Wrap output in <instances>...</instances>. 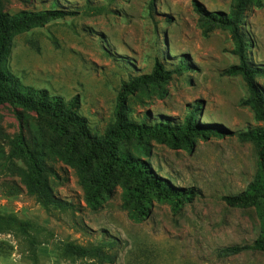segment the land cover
<instances>
[{
  "label": "rangeland",
  "instance_id": "1",
  "mask_svg": "<svg viewBox=\"0 0 264 264\" xmlns=\"http://www.w3.org/2000/svg\"><path fill=\"white\" fill-rule=\"evenodd\" d=\"M13 15L20 10H72L73 15L12 36L10 69L24 84L46 88L66 101L78 97V112L91 133L101 137L114 122L117 95L130 77L149 73L157 61L175 72L161 87H140L129 97V118L154 124H182L199 102L197 122L225 130L197 136L192 149L168 139H151L147 157L159 176L198 195L176 211L169 200L154 199L149 216H131L119 176L97 210L86 199L79 149L54 119L11 105L0 106V264H264L263 250L222 255L231 245L252 243L260 232L254 206H230L227 195L242 191L257 171V154L238 132L259 124L241 74L225 71L239 63L227 28L204 35L195 2L211 11H230L233 0H2ZM243 30L251 43L248 60L264 65V7L249 9ZM264 89V75L257 77ZM23 117L26 136L43 160L53 197L66 208L45 207L23 180L24 161L14 153ZM123 144L132 149L127 142ZM103 159L96 157V169ZM68 244L93 248L78 256ZM97 249V251H95Z\"/></svg>",
  "mask_w": 264,
  "mask_h": 264
},
{
  "label": "trees",
  "instance_id": "2",
  "mask_svg": "<svg viewBox=\"0 0 264 264\" xmlns=\"http://www.w3.org/2000/svg\"><path fill=\"white\" fill-rule=\"evenodd\" d=\"M194 7L199 14V26L204 35H209L219 27L229 29L239 63L231 65L225 73L242 75L248 89V95L242 104L253 108L255 120L259 122L238 132L241 140L251 142L255 147L258 158L257 171L242 191L227 195L224 199L230 206H254L260 219V232L252 243L227 246L222 248L220 253L228 256L246 250L264 251V89L257 81L258 76L264 75V65H256L248 60L251 43L243 30L246 12L253 7H264V0H233L228 12L208 10L199 2H195ZM73 14L75 12L72 10L48 8L40 11L20 10L9 15L4 11L3 1L0 0V106L8 104L54 119L61 125L63 132H72L68 143L71 150L79 149L75 142L77 140L85 144L86 150L79 156V169L87 191L86 199L92 209H99L102 199L112 191L119 176H127L128 180L123 182V187L134 219L145 220L150 214L154 199L169 200L174 210L182 209L185 203H191L198 195L196 188L178 186L157 175L140 156L149 155L148 145L151 139H168L176 147L183 142L185 147L192 149L197 136H204L208 132H221L223 135L225 130L217 124L197 122L200 102L191 108L182 124L169 121L154 124L136 122L129 118L128 111L130 95L140 87H161L167 84L175 72L181 73L183 69H188L184 60H181V66L174 70L167 69L161 61H157L151 72L130 77L123 82L117 95L114 122L101 137L91 133L87 118L78 112L77 96L71 101H66L63 95L53 94L46 88L24 84L10 69L14 33L29 31L51 20ZM17 116L20 120V131L16 136L13 151L27 165V168L21 169L25 184L45 207H68L69 203L52 196L44 175L43 160L35 149L38 142H30L26 136L21 112H17ZM125 141L132 149L123 144ZM96 157H101L103 161L95 169L92 163ZM14 221V217L0 214V225ZM68 250L83 256L94 249L68 244Z\"/></svg>",
  "mask_w": 264,
  "mask_h": 264
}]
</instances>
